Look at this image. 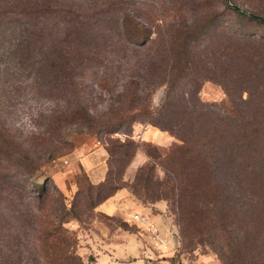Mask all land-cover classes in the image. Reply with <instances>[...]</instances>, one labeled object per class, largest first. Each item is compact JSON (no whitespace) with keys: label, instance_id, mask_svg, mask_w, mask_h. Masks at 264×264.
<instances>
[{"label":"trees","instance_id":"trees-1","mask_svg":"<svg viewBox=\"0 0 264 264\" xmlns=\"http://www.w3.org/2000/svg\"><path fill=\"white\" fill-rule=\"evenodd\" d=\"M72 1L0 0V264H95L93 254L85 260L78 252L76 231L66 223L79 218L80 192L95 208L120 187L146 205L176 199L191 223L210 221L224 241V264H264V0H224L222 6L263 29L219 23L212 13L203 23L168 27L162 52L171 61L162 76L142 85L130 77L115 98L122 106L98 116L81 106L80 92L87 86L80 77L84 69L106 62L108 45L98 40L109 32L100 27L112 21L109 7L115 4L94 12ZM117 16L123 36L134 45L129 16ZM203 79L221 83L234 110L201 100ZM165 82V97L154 107L150 95ZM28 92L73 103L37 111L46 127L19 132L4 112L11 113L13 97ZM61 121L94 134L128 135L135 122L148 121L177 141L159 148L145 141L148 159L125 180L141 145L137 138H111L104 145V178L93 182L83 169L67 201L50 176L34 180L39 165L59 151L55 141L71 133L57 127ZM157 167L163 172L159 180Z\"/></svg>","mask_w":264,"mask_h":264},{"label":"rangeland","instance_id":"rangeland-1","mask_svg":"<svg viewBox=\"0 0 264 264\" xmlns=\"http://www.w3.org/2000/svg\"><path fill=\"white\" fill-rule=\"evenodd\" d=\"M72 2H75V6L83 11L94 10V12L104 7V5L109 7L112 3L115 4L112 5V8L109 7L112 11L114 10L112 21L107 23L108 25L100 27L104 32H109V34H105L106 40H104V36L98 40L99 43L106 42L108 45L109 53L104 57L106 62L98 64L95 68L93 66L84 69L80 77L81 85L87 86L85 90L83 88V91L80 92L81 106L86 107L97 116L110 110L115 111L122 106L115 101V98L120 99L122 86L130 77L139 80L142 85L146 82H154L158 76L159 78L162 76L164 64L168 68L171 61L170 57L166 60L162 52L164 46L162 43L166 42L165 31L168 27L175 28L180 24H188L198 20L199 23H203L205 19L213 18L212 14H216L219 23L225 22L235 28L245 26L249 30L263 29L242 18L241 22L238 14L222 7L224 0H200V7L194 6L192 0H73ZM117 13L129 16L128 29L134 32L131 39L137 42L134 45L126 41V37L119 29L118 23H116L118 21ZM138 28H142L145 32H140ZM134 29H137V31ZM147 36L148 40H145ZM116 51L119 53H116ZM123 53L129 57L123 59ZM140 67L142 68L140 69ZM84 91L91 95L87 96L88 94L83 93ZM165 93L166 82L159 85L152 92L150 104L159 107ZM198 96L201 100L214 103L229 112L234 110L233 101L229 98L223 85L211 79L201 81ZM67 103L64 104L63 98L54 95L22 93L12 98L7 107L11 110V113L4 112V116L12 121L13 126L19 132H25L39 126L45 128V120L36 115L38 114L37 111L44 112L52 107H62L63 105L64 107L61 109H65V107L71 106L70 104L73 102ZM155 111L156 109H154ZM148 123L151 124L148 121L135 122V124L143 125ZM59 124L57 126L59 129L63 128L71 133L65 135L67 136L66 140H63V137L60 136L59 140L55 141L59 151H57L54 158L39 165L34 180L40 183L45 176H50L65 194L67 201L74 197L78 188L76 180L82 176L83 167L79 163L81 153L90 151L101 144L105 145L114 137L121 140L127 137L137 138L135 140L140 143L141 149L144 150V146L146 147L145 141L147 140L136 136L134 132L131 135L117 131L109 134H94L87 132L85 126L83 128L77 127L78 125L72 121L68 124L61 121ZM173 138L172 142L177 141L174 136ZM150 142L156 144L153 141ZM168 145L160 146L167 147ZM150 148L153 149L151 146ZM155 173L158 176V178H155L159 180V177H162L163 174L162 170L157 167ZM152 187L163 189V186L160 185L159 187L158 184ZM78 198L82 203L78 207L79 218H71L66 225L76 231L78 236L77 250L85 260H88L90 254L102 250V246H104V243L98 238L100 228H106L110 232L117 230L133 232L138 234L142 241H146L142 233L144 231L142 226L133 217L136 212H131L130 218L127 216L126 219H123L118 215L101 212L96 207L92 208L84 200L81 192L78 194ZM159 200L166 201L163 198ZM86 204L88 206H85ZM165 213L166 215L161 216L165 220L159 221V229L165 228L168 233H163V235L168 234L169 240L159 243V253L163 256L162 259L177 264H224L221 258L222 243L224 241L221 240V235L217 230L211 227L210 221L204 219L202 222L191 223L190 219L183 217L182 208L178 201L172 198L168 200ZM137 246L139 245L134 241L130 245L128 244V247H125L127 248L126 253L127 251L129 254L134 253ZM149 247L157 253L154 241H151ZM245 250L249 254L248 248H245ZM117 251L118 254L121 253V249ZM244 264L252 263L245 261Z\"/></svg>","mask_w":264,"mask_h":264},{"label":"crops","instance_id":"crops-1","mask_svg":"<svg viewBox=\"0 0 264 264\" xmlns=\"http://www.w3.org/2000/svg\"><path fill=\"white\" fill-rule=\"evenodd\" d=\"M133 132L141 139L153 141L158 145H168L174 139L166 130L149 123L146 125L135 124ZM107 156L108 153L103 144L90 151L83 152L79 156V163L87 172L91 181L97 182L104 178L107 170ZM147 159V153L138 148L125 169L124 179L131 180L138 166ZM166 206V201L159 199L146 205L127 187H120L115 193L100 202L96 209L106 214L118 215L123 219H126L127 216L130 218L131 212H142L159 226V221L165 220L161 216L166 215ZM161 230L162 233L166 232L164 227ZM98 233V238L104 243V246H102V250L93 253L96 259L95 264H177L162 259L163 256L159 253V242L156 244L157 253L149 247L151 240L145 231H142V233L146 241H142L138 234L124 230L110 232L106 228H100ZM133 241L139 246H137L134 253L129 254L128 251L126 253L127 248L125 247H128V244L130 245ZM118 249H121L120 254H118Z\"/></svg>","mask_w":264,"mask_h":264},{"label":"built area","instance_id":"built-area-1","mask_svg":"<svg viewBox=\"0 0 264 264\" xmlns=\"http://www.w3.org/2000/svg\"><path fill=\"white\" fill-rule=\"evenodd\" d=\"M133 217L140 224V226H142L151 241H154L157 244L158 242L161 243L169 240L168 234L164 236L163 233L160 232L161 230L159 229V226L152 222L145 214L136 212L133 214Z\"/></svg>","mask_w":264,"mask_h":264},{"label":"water","instance_id":"water-1","mask_svg":"<svg viewBox=\"0 0 264 264\" xmlns=\"http://www.w3.org/2000/svg\"><path fill=\"white\" fill-rule=\"evenodd\" d=\"M264 18V17H263Z\"/></svg>","mask_w":264,"mask_h":264}]
</instances>
